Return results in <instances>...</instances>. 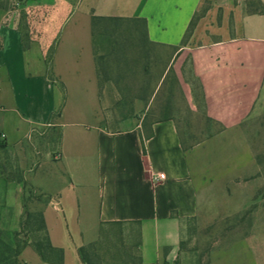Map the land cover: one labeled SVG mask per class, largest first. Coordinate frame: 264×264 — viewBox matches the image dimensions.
Instances as JSON below:
<instances>
[{"label": "crops", "instance_id": "1", "mask_svg": "<svg viewBox=\"0 0 264 264\" xmlns=\"http://www.w3.org/2000/svg\"><path fill=\"white\" fill-rule=\"evenodd\" d=\"M25 1L18 7L28 15L41 14L51 2L58 13L68 9L65 0ZM84 1L80 13L86 25L79 37L66 32L73 19L57 32L51 62L57 83L27 73L22 33L8 17L0 23V134L8 147L27 151L37 165L44 157L55 171L45 181L33 182L48 199L40 211L51 246L63 250V264H83L79 249L101 242L104 229L136 227L134 258L114 262L101 256V264H244V252H251L250 242L264 221V206L253 212L248 231H232L239 237L233 244L208 247L203 256L187 251L183 243L187 227H196L205 215V192L214 183L226 189L245 169L254 171L249 150H237L231 165L226 146L217 150L209 140L185 145L174 119L151 122L148 134L143 119L128 131L111 133L98 123L85 125L79 107L99 108L91 15L140 19L150 44L174 50L173 69L176 60H188L205 117L223 130L220 139L238 135L264 92V0ZM78 11L79 6L71 17ZM50 17L37 30L44 46L53 40ZM9 125L22 133L20 139H11ZM53 129L59 133L55 145L46 140ZM159 174L165 180L159 181ZM219 204L226 218L231 205L243 212L238 206L245 201L225 196ZM245 235L249 239H240ZM21 258L25 264H44L28 248Z\"/></svg>", "mask_w": 264, "mask_h": 264}, {"label": "rangeland", "instance_id": "2", "mask_svg": "<svg viewBox=\"0 0 264 264\" xmlns=\"http://www.w3.org/2000/svg\"><path fill=\"white\" fill-rule=\"evenodd\" d=\"M23 1L21 5L14 0H0L4 8L0 11V23L8 17L21 30L27 73L51 77L57 32L68 19H73L66 32L79 37V32H83L86 25L80 12L87 3L84 0H65L68 9L58 13L59 7L51 2L41 14L28 15L26 9L18 7L26 4L27 1ZM78 6V13L71 17ZM87 12L91 15L89 7ZM50 15L53 40L44 46L39 43V31L45 18ZM32 21L35 22L33 25L30 23ZM34 26L38 28L34 29ZM91 37L99 108L94 109L82 103L79 116L85 125L98 123L111 133H122L134 128L143 119V132L148 134L151 122L171 118L177 122L185 145L209 140L217 150L222 145L226 146L231 165L237 150H249L250 160L255 163L254 171L245 169L241 179L238 177L233 179L234 182L229 181L226 189L222 188V184L214 183L205 192V215L196 227H187L183 247L187 251L195 249L205 256L208 247L233 244L239 237L232 236V231L236 228L248 231L253 225V212L264 206L259 201L264 199V92L253 114L241 125L239 134L220 139L223 130L205 117L199 84L190 72L188 60L184 57L176 60L173 69L174 50L150 44L142 23L129 19L98 22ZM6 128L12 140L21 138V132H14L10 125ZM58 138L59 133L55 129L46 135V140L53 145ZM40 159L37 165L27 151L8 147L0 134V229L7 234L19 232L22 240L27 238V241L42 239L43 234H26L20 228L21 223L26 214L40 211L48 201L45 195L33 187V182L45 181L55 174L47 159ZM248 159L246 156L244 164ZM225 196L243 199L245 204L238 207L244 211L236 213L237 206L231 205V215L223 218L219 201ZM261 224V228L256 230V237L250 242L251 252H244L248 259L244 264H264V221ZM240 239L249 237L245 235ZM137 244L136 227L126 232L119 227H110L103 230V238L96 246V253L104 260L123 262V259L134 258ZM24 258L25 262L30 260L29 255ZM20 260L25 264L23 258L20 257Z\"/></svg>", "mask_w": 264, "mask_h": 264}, {"label": "trees", "instance_id": "3", "mask_svg": "<svg viewBox=\"0 0 264 264\" xmlns=\"http://www.w3.org/2000/svg\"><path fill=\"white\" fill-rule=\"evenodd\" d=\"M23 0H14V2H22ZM0 2V11H3V4ZM5 7V6H4ZM249 13H253L250 12ZM137 23H142L145 30V21L140 19H129ZM91 33L98 22H119L126 21L123 18H105V17H95L91 15ZM196 18L193 19L187 30V36L190 35L194 26ZM20 30V29H19ZM21 32V30H20ZM22 33V32H21ZM146 36V35H145ZM1 48V44H0ZM53 83H57L52 76H48ZM60 111L58 112V114ZM146 136H141V142L143 144L144 138ZM47 203V202H46ZM21 230L26 234L28 233H42V239H33V241H27V238L22 240L21 234L19 232H12L7 234L4 230L0 229V264H23L20 260L21 254L26 248H31L33 252L39 257L41 262L44 264H63V250L56 249L51 246L43 214L41 211L28 213L26 218L20 225ZM96 244L91 245L87 248L82 247L79 249V256L83 264H101V260L96 253Z\"/></svg>", "mask_w": 264, "mask_h": 264}, {"label": "built area", "instance_id": "4", "mask_svg": "<svg viewBox=\"0 0 264 264\" xmlns=\"http://www.w3.org/2000/svg\"><path fill=\"white\" fill-rule=\"evenodd\" d=\"M158 180H159V181H163V180H165V175H164V174H159V176H158Z\"/></svg>", "mask_w": 264, "mask_h": 264}]
</instances>
